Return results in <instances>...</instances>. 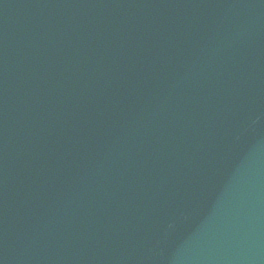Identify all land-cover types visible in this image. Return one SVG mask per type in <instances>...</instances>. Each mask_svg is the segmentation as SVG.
Segmentation results:
<instances>
[{
	"label": "water",
	"instance_id": "obj_1",
	"mask_svg": "<svg viewBox=\"0 0 264 264\" xmlns=\"http://www.w3.org/2000/svg\"><path fill=\"white\" fill-rule=\"evenodd\" d=\"M0 264H264V0H77L0 80Z\"/></svg>",
	"mask_w": 264,
	"mask_h": 264
}]
</instances>
